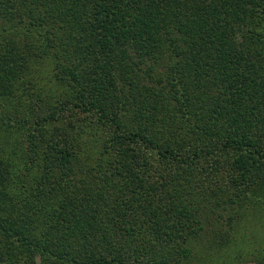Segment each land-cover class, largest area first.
Instances as JSON below:
<instances>
[{"label":"trees","instance_id":"1","mask_svg":"<svg viewBox=\"0 0 264 264\" xmlns=\"http://www.w3.org/2000/svg\"><path fill=\"white\" fill-rule=\"evenodd\" d=\"M1 123L0 264H182L264 193V0H0Z\"/></svg>","mask_w":264,"mask_h":264},{"label":"rangeland","instance_id":"2","mask_svg":"<svg viewBox=\"0 0 264 264\" xmlns=\"http://www.w3.org/2000/svg\"><path fill=\"white\" fill-rule=\"evenodd\" d=\"M40 63L41 68L47 64L44 58ZM36 64L34 61L32 66ZM39 84L38 92L46 95L48 82ZM224 197L218 194L198 205L202 227L186 243L190 253L182 258V264H264V193L232 198V201ZM218 234H221L222 246L216 243Z\"/></svg>","mask_w":264,"mask_h":264}]
</instances>
